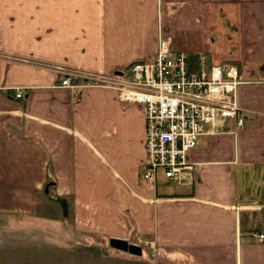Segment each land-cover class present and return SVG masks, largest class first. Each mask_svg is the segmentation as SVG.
<instances>
[{
	"label": "crops",
	"instance_id": "0c3cea01",
	"mask_svg": "<svg viewBox=\"0 0 264 264\" xmlns=\"http://www.w3.org/2000/svg\"><path fill=\"white\" fill-rule=\"evenodd\" d=\"M160 32L192 69L207 52L247 80L243 125H209L187 153L192 182L144 176L142 105L61 84V68L154 59ZM0 212L139 237L162 264H264V0H0Z\"/></svg>",
	"mask_w": 264,
	"mask_h": 264
},
{
	"label": "built area",
	"instance_id": "2783aa9c",
	"mask_svg": "<svg viewBox=\"0 0 264 264\" xmlns=\"http://www.w3.org/2000/svg\"><path fill=\"white\" fill-rule=\"evenodd\" d=\"M61 71L64 86L110 87L118 90L122 101L142 105L147 178L161 169L169 179L192 182L194 164L187 153L207 127L224 126L229 117L235 119L237 128L244 123L237 88L247 80L238 69L222 64L192 69L187 53L174 51L162 32L155 58L137 61L127 72L99 74L72 68ZM23 94L22 89L16 93ZM259 238L264 234L260 233Z\"/></svg>",
	"mask_w": 264,
	"mask_h": 264
},
{
	"label": "rangeland",
	"instance_id": "374dc122",
	"mask_svg": "<svg viewBox=\"0 0 264 264\" xmlns=\"http://www.w3.org/2000/svg\"><path fill=\"white\" fill-rule=\"evenodd\" d=\"M202 55L210 65L212 55ZM196 59L192 62L195 69ZM136 240L143 247L142 255L114 248L109 237L78 232L66 222L0 212V264H162L153 243Z\"/></svg>",
	"mask_w": 264,
	"mask_h": 264
},
{
	"label": "water",
	"instance_id": "95a60500",
	"mask_svg": "<svg viewBox=\"0 0 264 264\" xmlns=\"http://www.w3.org/2000/svg\"><path fill=\"white\" fill-rule=\"evenodd\" d=\"M109 244L114 248L131 254L142 255L143 253V247L140 244L132 243L127 239L111 237L109 239Z\"/></svg>",
	"mask_w": 264,
	"mask_h": 264
},
{
	"label": "trees",
	"instance_id": "16d2710c",
	"mask_svg": "<svg viewBox=\"0 0 264 264\" xmlns=\"http://www.w3.org/2000/svg\"><path fill=\"white\" fill-rule=\"evenodd\" d=\"M63 205L65 206V203H63Z\"/></svg>",
	"mask_w": 264,
	"mask_h": 264
}]
</instances>
